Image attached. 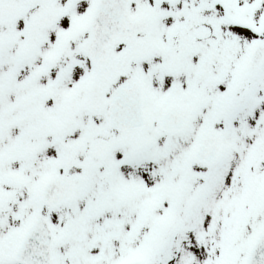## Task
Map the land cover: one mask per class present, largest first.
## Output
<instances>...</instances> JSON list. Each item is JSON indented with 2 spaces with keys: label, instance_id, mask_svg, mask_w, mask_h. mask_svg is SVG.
<instances>
[{
  "label": "snow or ice",
  "instance_id": "obj_1",
  "mask_svg": "<svg viewBox=\"0 0 264 264\" xmlns=\"http://www.w3.org/2000/svg\"><path fill=\"white\" fill-rule=\"evenodd\" d=\"M0 264H264V0H0Z\"/></svg>",
  "mask_w": 264,
  "mask_h": 264
}]
</instances>
